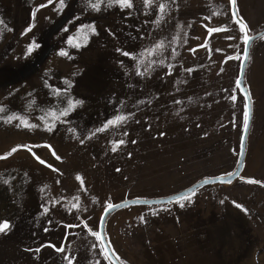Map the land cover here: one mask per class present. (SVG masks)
I'll use <instances>...</instances> for the list:
<instances>
[{"label":"rangeland","instance_id":"1","mask_svg":"<svg viewBox=\"0 0 264 264\" xmlns=\"http://www.w3.org/2000/svg\"><path fill=\"white\" fill-rule=\"evenodd\" d=\"M133 2L131 10L97 12L88 0H64L59 11L56 0H0V106L7 109L0 115L17 113L40 125L0 122V155L19 144L41 145L0 160V176L9 181L0 182V218L12 225L0 234V264H66L65 254L76 257L73 264H106L83 228L98 229L105 201L166 198L235 170L245 98L236 85L243 44L229 0H164L172 6L159 24L153 21L162 0L148 10L143 0ZM237 5L250 33L264 29V0ZM207 27L227 30L209 34ZM161 41L163 49L143 58L142 76L136 61L116 51L137 55ZM33 42L39 47L25 55ZM66 81L68 94L83 104L45 131L38 117L66 104L50 90L67 88ZM244 85L252 114L241 174L200 188L183 207L129 206L109 216L106 239L123 264H264V186L246 182H264V36L251 46ZM116 114L129 118L80 143ZM117 140L125 144L112 152ZM73 203L78 208H69ZM37 247L38 253L25 250Z\"/></svg>","mask_w":264,"mask_h":264},{"label":"snow or ice","instance_id":"2","mask_svg":"<svg viewBox=\"0 0 264 264\" xmlns=\"http://www.w3.org/2000/svg\"><path fill=\"white\" fill-rule=\"evenodd\" d=\"M48 4H52L53 0H47ZM157 3V0H143V7L144 9L148 10L150 8L153 7L154 4ZM175 3V0H172V4ZM172 4H169L167 2H164V0H162V2L158 3V7L156 9V19L153 21V23L155 24H159L160 21H162L164 19L165 13L168 9L171 8ZM229 5H230V11H231V19L232 22L238 26L239 29V33H240V41L243 44V59L241 60V65H243L244 62L247 61L248 59V50H249V45L250 43L256 39L257 37L254 35H250V28L248 26V24L246 23V21L244 20V18L242 16H240L239 14V8L237 5V0H229ZM46 4H40L39 8H43L46 7ZM88 6L94 10V11H100L103 7H107V8H112V7H117L119 8L121 11L124 10H131L134 8V2L133 0H88ZM64 7V0H56V10H62V8ZM38 10V8H37ZM35 11L32 12V17L33 19L35 18ZM147 14V12H146ZM214 15H218V13H213ZM205 19H211V17H205ZM2 23V22H0ZM34 25H29V27L27 29H25V32L23 34H26L28 31L31 30V28ZM92 32V34H95V27L94 26H88ZM177 27L179 28V25H177ZM9 31L11 29H8ZM227 29L224 27H207V32L209 34L215 33V32H219V31H226ZM112 35H114V33H110ZM232 37H229V39H231ZM71 39L69 40V43L71 44ZM77 47H79V44L76 45ZM164 43L161 42H157L152 48H148V49H144L142 50L139 54L134 55L132 52L129 51H124L121 48H116V51L120 54H122L125 57H128L129 59H132L134 61H136V74L137 75H144L143 72L140 71V67L142 64H144V57L145 56H149L151 57L152 55L158 53L161 49L164 48ZM39 47L38 44L30 43L27 46V50L25 55H29L31 54V52L34 50V48ZM60 56H67V53L64 51H61L59 53ZM235 59H240V57H232ZM152 61L149 60L148 61V67L145 68V72L148 71L149 68H151L152 66ZM160 63H163V61H161ZM188 71H191V69H189ZM169 75L171 74L170 72L168 73ZM68 87L61 89V88H55V89H50L54 95L57 98L61 97V94H63L66 97V104L63 107H57L55 110L53 109H48V110H44V114L40 117H38V119L41 121V125H43L44 130L51 132L54 128L55 125L58 121H61L62 118L67 117L72 111L75 110L76 107L80 106L83 104V100L81 99H75L74 97L70 96L68 94L69 89L72 87L71 82L66 81ZM240 80L238 79L236 81V85L239 88L240 87ZM46 87L48 85H45ZM245 98L247 100L248 98V93H245ZM233 100H235V96L232 97ZM63 103V102H62ZM122 103V102H121ZM29 107H31V104H29ZM7 109H5L3 106H0V114L6 113ZM131 115V114H129ZM249 108H248V104L247 102H245L244 104V112H243V125H244V129L246 131L247 129V125H248V121H249ZM129 116L123 115V114H116L114 115L112 118L107 119L103 122V124L97 128H95V130H92L88 133V135L84 136L83 138H80V143L84 144L85 140H90L93 136H95L97 133H101V132H105L107 131L109 128L112 127H117L122 123H125L128 120ZM0 122L6 124V125H12L14 127L17 128H25V129H33V128H37L40 125L37 124H33L31 123L25 116L17 114V113H9L6 115H0ZM71 131V130H70ZM125 135H127V133H125ZM132 143H135V141H132ZM123 144H125L124 140H117V141H113L112 142V147H111V151L112 152H116ZM243 136L241 137V154L243 153ZM41 145H27V144H19L16 145L15 147H12L8 152H6L3 155H0V160H6L8 157H10L13 153L17 152L20 149H25L29 152H32V148L33 147H40ZM44 147H48L51 150V146L44 144ZM33 156L35 157V159H37V161L42 164V165H46L47 167L51 168L52 171H59L58 169L54 168L52 165H48L46 164V162L42 159H40L39 156H36V154L33 152L32 153ZM53 155L55 154V151L53 150ZM129 156H131V153H129ZM57 160H60L61 157L56 156ZM117 172H120L121 170L119 168L116 169ZM227 175L231 176L232 173H228ZM76 181L80 182L81 185V190H84V178L80 175L77 174L75 176ZM0 182H2L3 184L7 185L9 183V181L7 179H4L2 176H0ZM206 183L208 182L207 180L205 181ZM215 182V181H213ZM220 182L223 183V178H220ZM229 182H231L229 180ZM247 183L250 184H260L261 186H264V182L256 180V179H247L246 181ZM57 183H59V181H57ZM47 187V186H45ZM41 191H44V188L41 189ZM195 189L192 190L191 193H187L185 192L184 194H177L176 196H174L173 198L169 199L166 201V203L172 204V203H177L180 205V207H183L184 204L180 203L181 201H186L190 198L191 195L195 194ZM54 203H58V201L54 202ZM137 203H142L144 205H150L151 203H157V202H150L148 200H144V201H137ZM159 203H165V201H159ZM221 203H223V201H221ZM235 206L237 208H240L242 211L247 212V209H244L243 206L241 204L235 203ZM72 207H77L78 208V204L73 203L69 205V208ZM119 207V205L114 204L112 202L109 201H105L103 203V213L100 217V225L99 228L97 230H94L93 228H89L87 224L83 225L84 229H87L88 234L92 237H94V243L91 245L92 249H99V255L103 257V260L106 262V264H123L121 258L119 257V255L115 252V250L113 249L111 242L106 240V233L103 230V221H104V217L114 208ZM167 210V209H164ZM45 213L47 212V208L44 209ZM141 220H143V217H141ZM77 227H79L80 225H76ZM12 225L10 224L9 220L5 219V218H0V234H4L6 235L8 233V231L11 229ZM65 227L71 228L73 227V225H66ZM45 232L48 231L47 228L44 229ZM45 245H41L40 247H44ZM48 247H52L55 249V251L60 252V253H64L65 252V248L63 246L61 247H57L55 244H48ZM40 247H37L36 249H25L26 251H33L38 253L40 251ZM66 264H73V261L76 260L75 256H72L71 254H65L62 258ZM92 264H101V261L99 259H96L92 262Z\"/></svg>","mask_w":264,"mask_h":264},{"label":"water","instance_id":"3","mask_svg":"<svg viewBox=\"0 0 264 264\" xmlns=\"http://www.w3.org/2000/svg\"><path fill=\"white\" fill-rule=\"evenodd\" d=\"M257 38L254 39L250 45H249V50H248V59L246 62L243 63V65L240 64V69H239V80H240V91L241 93L243 94L244 98H245V93H248V90L247 88L245 87L244 85V77H245V72H246V67H247V64H248V61H249V56H250V50H251V46L252 44L259 38H261L262 36H264V30L261 32V33H258L256 35ZM243 59V58H242ZM245 102H247L248 104V108H249V121H248V125H247V129L245 131H243V145H242V148H243V153L241 154V143H240V152H239V159H238V163H237V166L235 168V170L232 172V175L229 176H224L222 177L223 178V183L220 182V178L221 177H215V178H211V179H205V180H201L197 183H195L194 185H192L191 187L181 191V192H178L172 196H169V197H166V198H161V199H153V200H148L150 202H157V203H151L150 205H160V204H167L166 201L173 198L174 196H176L177 194H184L185 192L187 193H191L193 189H195L196 191L199 190L200 188L202 187H205V186H208V185H213V184H230L232 183L242 172V168H243V162H244V158H245V151H246V142H247V137H248V133H249V129H250V124H251V114H252V110H251V102H250V98H249V94H248V98L246 100L245 98ZM208 181L207 183L205 181ZM229 180L231 182H229ZM215 181V182H213ZM195 191V192H196ZM137 201H144V200H127V201H123L121 203H118L117 205H119V207L117 208H114L113 210H111L105 217H104V221H103V230L105 232V224H106V221L108 219L109 216H111L112 214H114L115 212L123 209V208H126V207H129V206H149V205H144L142 203H137ZM159 201H165V203H159ZM99 225H100V221H99ZM99 228V227H98ZM107 240V239H106Z\"/></svg>","mask_w":264,"mask_h":264},{"label":"trees","instance_id":"4","mask_svg":"<svg viewBox=\"0 0 264 264\" xmlns=\"http://www.w3.org/2000/svg\"><path fill=\"white\" fill-rule=\"evenodd\" d=\"M263 30H264V29L259 30V31H256V32H254V33H249V34H250V35H256V34H258V33H261Z\"/></svg>","mask_w":264,"mask_h":264}]
</instances>
